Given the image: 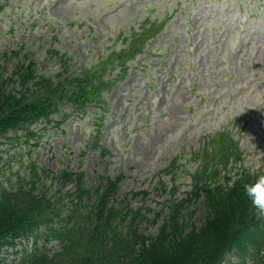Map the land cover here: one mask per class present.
<instances>
[{"label": "rangeland", "instance_id": "1", "mask_svg": "<svg viewBox=\"0 0 264 264\" xmlns=\"http://www.w3.org/2000/svg\"><path fill=\"white\" fill-rule=\"evenodd\" d=\"M58 51L98 72L106 105L2 139L0 172L17 179L32 164L50 174L69 166L89 183L122 174L120 194L141 192L131 205L155 234L191 188L195 153L219 133L239 142L231 175L264 171V0H0V66L30 57L54 76ZM191 210L201 224L200 205ZM24 246L1 255L17 262Z\"/></svg>", "mask_w": 264, "mask_h": 264}, {"label": "trees", "instance_id": "2", "mask_svg": "<svg viewBox=\"0 0 264 264\" xmlns=\"http://www.w3.org/2000/svg\"><path fill=\"white\" fill-rule=\"evenodd\" d=\"M55 57L60 70L54 76L40 74L30 57L0 66V141L12 142L21 131L34 136L35 124L56 121V115L85 113L97 102L105 107L98 72L79 70L60 51ZM62 105L73 112L65 114ZM238 154L237 142L223 132L196 152L191 188L172 200L155 234L141 229L142 210L131 205L141 192L120 194L122 174L89 183L83 169L69 166L50 174L32 164L17 179L2 170L0 264H264V213L243 187L264 171L241 167L231 175ZM193 204L203 211L199 225L192 210L191 216L184 212ZM25 242L32 246L13 252L20 253L19 261L1 255ZM49 243L57 249L51 252Z\"/></svg>", "mask_w": 264, "mask_h": 264}, {"label": "clouds", "instance_id": "3", "mask_svg": "<svg viewBox=\"0 0 264 264\" xmlns=\"http://www.w3.org/2000/svg\"><path fill=\"white\" fill-rule=\"evenodd\" d=\"M243 187L251 205L259 213H264V175L257 177L254 181L245 184Z\"/></svg>", "mask_w": 264, "mask_h": 264}]
</instances>
